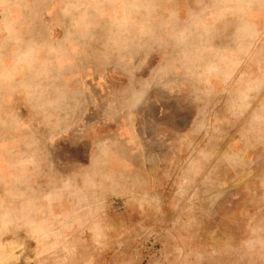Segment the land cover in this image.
I'll return each instance as SVG.
<instances>
[{
	"label": "rangeland",
	"instance_id": "1",
	"mask_svg": "<svg viewBox=\"0 0 264 264\" xmlns=\"http://www.w3.org/2000/svg\"><path fill=\"white\" fill-rule=\"evenodd\" d=\"M0 264H264V0H0Z\"/></svg>",
	"mask_w": 264,
	"mask_h": 264
}]
</instances>
